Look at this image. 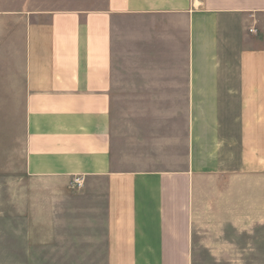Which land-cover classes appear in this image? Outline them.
<instances>
[{
    "label": "crops",
    "instance_id": "crops-1",
    "mask_svg": "<svg viewBox=\"0 0 264 264\" xmlns=\"http://www.w3.org/2000/svg\"><path fill=\"white\" fill-rule=\"evenodd\" d=\"M261 17L264 0H104L28 26L16 195L27 246H52L72 219L81 263L196 264L201 247L225 262L223 245L201 239V208L242 231L243 184L254 181L264 222V43L253 27ZM136 41L148 80L176 88L185 105V154L174 170L113 168L112 97L130 70L123 49ZM76 176L79 191L70 189Z\"/></svg>",
    "mask_w": 264,
    "mask_h": 264
},
{
    "label": "rangeland",
    "instance_id": "rangeland-1",
    "mask_svg": "<svg viewBox=\"0 0 264 264\" xmlns=\"http://www.w3.org/2000/svg\"><path fill=\"white\" fill-rule=\"evenodd\" d=\"M103 6L104 0H0V264H94L81 263L80 226L72 219L59 226L52 246L28 247L25 216L16 195L25 179L23 56L27 28L47 24L52 12ZM257 23L253 27L264 43V17ZM141 47L140 41L126 44L121 64L130 70L116 78L110 126L113 168L174 170L185 154V105L178 102L181 97L176 88L148 80ZM255 187L254 181L243 184L242 231L233 226L238 220L233 219L230 226L222 214L211 216L206 205L201 208V239L223 245L218 251L225 262H214L209 248L201 247L196 264H264V222L255 216Z\"/></svg>",
    "mask_w": 264,
    "mask_h": 264
},
{
    "label": "built area",
    "instance_id": "built-area-1",
    "mask_svg": "<svg viewBox=\"0 0 264 264\" xmlns=\"http://www.w3.org/2000/svg\"><path fill=\"white\" fill-rule=\"evenodd\" d=\"M249 32H254L253 29H251ZM83 178L80 176H76L72 179V181L70 182V189L73 191H79L82 187H83Z\"/></svg>",
    "mask_w": 264,
    "mask_h": 264
}]
</instances>
